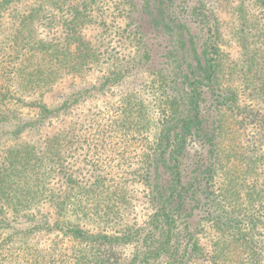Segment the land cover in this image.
Returning <instances> with one entry per match:
<instances>
[{
  "label": "trees",
  "instance_id": "trees-1",
  "mask_svg": "<svg viewBox=\"0 0 264 264\" xmlns=\"http://www.w3.org/2000/svg\"><path fill=\"white\" fill-rule=\"evenodd\" d=\"M60 1L71 17L66 23L67 32L77 30L76 37L72 33L70 38L66 37L72 42L65 43L63 51L56 42L47 47L37 30L32 31L31 37L24 34L35 20L40 22L45 1L0 0V103L21 104L41 119L55 118L67 114L70 107L93 93L122 88L137 65L154 76L151 79L157 92L151 100H145L132 87L115 102V107L109 108L112 116L93 118L85 129L56 128L45 134L37 147L7 150L0 160V264H44L34 248L27 246L28 232L10 226L14 221L10 216H19L26 222L34 220L38 225L34 227L39 230H64L80 241L114 240L107 235L91 234L81 223H108L116 216L113 202L118 195L114 197L109 184L115 179L96 170L92 182L82 184L73 174H61L67 165L66 156L75 151L73 144L81 139L101 150L119 135L127 147L134 144L142 149L138 159L154 211L140 248L135 250L129 264H156L162 258L172 261L170 255L181 250V238L177 236L179 219L193 215L200 218L204 205L214 206L205 188L213 175L218 174L220 148L223 153L237 154L238 147L248 154L244 175H248L251 187L247 195L258 215L264 209V80L261 86H255L259 92L251 95L253 103L241 107L237 91L219 78V32L211 12H201L198 1L191 10L187 8L188 13L179 14L181 6L175 0H143L140 20L149 28L146 35L149 33L154 39L145 41L141 34L140 47L130 64L121 65L120 60H114L108 65V60L82 35L83 27L96 19L93 0H74L76 4L72 0ZM15 14L16 19L12 17ZM160 37L166 42L163 50H158L154 43ZM249 60L254 62L252 58ZM260 65L264 66L256 62L255 67ZM62 67L64 70L56 76L57 69ZM108 68L113 69L101 71ZM261 70H254L258 74L256 81H260ZM94 71L103 75L92 84L86 78ZM69 74L82 80L75 91L66 98L63 96L61 104L60 101L50 106L43 104L47 92L53 91ZM225 108L235 114L236 128L220 123L218 116ZM150 122L159 128L154 142L143 137L142 131H146ZM192 148L194 153L190 152ZM60 174L64 183L52 187V180ZM224 195L223 192V198ZM222 209L220 213L224 212ZM225 223L226 220L220 225L223 227ZM255 228L254 225L244 234H237L234 241L251 250V245L257 243ZM188 245L185 243L184 247ZM103 257L96 256L90 262L103 264ZM77 262L85 264L80 258Z\"/></svg>",
  "mask_w": 264,
  "mask_h": 264
},
{
  "label": "rangeland",
  "instance_id": "rangeland-1",
  "mask_svg": "<svg viewBox=\"0 0 264 264\" xmlns=\"http://www.w3.org/2000/svg\"><path fill=\"white\" fill-rule=\"evenodd\" d=\"M43 1L44 10L41 12L40 22L35 20L30 30L24 34L31 37L34 36L32 31L37 30L47 47L56 42L59 50L63 51L64 44L72 42L65 40L66 37L70 38L71 33L76 37L77 30L67 32L66 23L71 17L70 13H65L63 6L61 7L60 0ZM76 2L72 0V3ZM142 2L143 0H93L95 7L93 14L96 19L83 27L82 35L108 60V65L113 64L114 60H120L121 65L130 64L131 58L140 47L139 36L144 34L143 40L148 42L152 37L149 33L146 35L149 28L145 21L140 20ZM175 2L181 6L179 14L188 13L187 8L191 10L195 2L201 12H211L219 32L217 42L218 56L221 59L219 78L228 88L237 91L239 95L237 101L241 107H244V104L249 106L253 103L251 95L259 92L255 86H261L260 82L264 80V66L255 67L256 62L264 64V0H175ZM17 15L11 16L16 19ZM12 26L16 27L15 24ZM137 31L139 33H136ZM154 43L158 50H163L166 45L161 37ZM71 50L73 51L72 46ZM249 58L254 59V62ZM255 68L257 71L262 69L260 81H256L258 74L254 73ZM112 69L101 71L106 73ZM62 70L63 67L57 69L56 76ZM103 72L90 73L86 81L97 83ZM153 77L148 70L137 65L130 71L122 88L112 87L101 93H93V96L80 101L73 108L70 107L67 114L50 119H41L21 104L0 103V160L8 149L39 146L44 139L43 136L56 128L76 126L78 129L80 127L85 129L87 128L85 125L93 118L112 116L114 113L112 110L108 111L109 108L115 107V102L132 87L141 98L151 100L157 92V89L154 90L156 85L151 79ZM81 81L74 74L65 76L53 91L47 92L42 103L50 106L60 101L61 104L63 102L61 98L63 96L66 98L68 94L74 92L75 86ZM135 82H138V85L132 84ZM139 83L146 85L142 86ZM29 100L25 99V102ZM223 111L218 116L220 123L236 128V121L233 119L235 114L231 109L225 108ZM158 130V126L150 122L146 131H142L143 137L154 142ZM73 147L75 151L66 156L67 165L61 174H73L82 184H90L93 180L92 174L96 170L115 179L109 184L115 192L114 197L118 195V199L115 198L113 202V205H116L114 208L116 216L108 223L86 222V225L85 222L81 223L84 228L91 231V234L107 235L114 240L93 238L80 241L63 232L64 230H39L34 227L38 226L34 220L26 222L19 216L9 217L10 220H14L10 226L18 231L28 232L30 245L26 242L27 246L34 248L32 250L39 254L41 258L39 260L44 264H80L77 262L78 258L85 264H95L90 261L96 260L94 259L96 256H104L103 264H129L135 250L140 248L146 225L154 211L150 189L143 178L142 164L138 159L142 149L134 144L127 147L119 135L112 138L111 144L102 147L101 150L95 149L94 143L84 139L74 143ZM194 150L195 148H192L190 152L194 153ZM236 150L239 151L237 154L228 151L223 153L220 148L218 174L213 175V180L209 181L205 188L208 200H213L214 206L208 207L203 204L201 211L204 214L200 218L193 215L179 219L177 236L181 238V250L170 255L172 261L169 258H162L156 264H264V209L257 211L256 215L250 206L253 201L249 199L247 190L251 185L247 182L248 175H244L245 159L248 154H243L245 150L241 151L238 147ZM249 156L254 159L251 153ZM123 158H127L126 162L122 161ZM61 174L52 180V187L58 188L64 183L65 178H60ZM221 209L224 212L220 213ZM42 213L46 211L42 210ZM187 220L188 225L185 223ZM224 220L226 223L222 227L220 223ZM254 225L257 226L253 232L257 243L251 245V250L241 248L233 238L237 234H244ZM185 243L189 245L184 247Z\"/></svg>",
  "mask_w": 264,
  "mask_h": 264
}]
</instances>
